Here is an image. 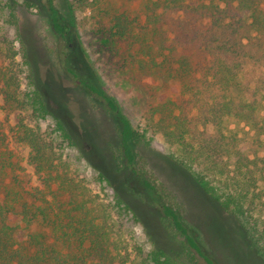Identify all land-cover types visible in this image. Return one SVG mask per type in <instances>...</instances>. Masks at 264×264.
I'll list each match as a JSON object with an SVG mask.
<instances>
[{"label": "trees", "instance_id": "trees-1", "mask_svg": "<svg viewBox=\"0 0 264 264\" xmlns=\"http://www.w3.org/2000/svg\"><path fill=\"white\" fill-rule=\"evenodd\" d=\"M111 1L79 0L110 18L109 37L129 41L141 67L159 68L179 81V93L159 103L140 129L105 88L70 67L68 72L116 117L118 169L154 196L163 224L183 238L182 245L140 251L138 261L124 252L123 238L113 235L114 211L65 158L75 140L37 86L11 5L19 47L7 38L8 44L0 43V82L6 101L37 121L21 125L13 143L29 148L28 163L42 174L43 187L23 186L16 176L5 179L7 168L18 164L0 120V149H6L0 150V264H217L191 233L182 202L150 168L146 151L157 133L170 146V160L222 206L230 239L243 234L264 259V0H147L145 24ZM44 2L54 32L67 37L71 27L56 0ZM48 117L52 129H40L38 122ZM116 197L119 208H129L118 192Z\"/></svg>", "mask_w": 264, "mask_h": 264}, {"label": "rangeland", "instance_id": "rangeland-1", "mask_svg": "<svg viewBox=\"0 0 264 264\" xmlns=\"http://www.w3.org/2000/svg\"><path fill=\"white\" fill-rule=\"evenodd\" d=\"M146 1L111 2L145 24ZM56 2L63 20L71 27L67 37L54 32L44 0H0V43L8 44L7 38L15 49L19 47L16 27L10 20L13 5L29 45L37 86L75 140V145L64 151L65 158L72 173L90 186L100 203L114 211L117 224L113 235H121L129 259L138 261L140 251L146 255L153 248H179L183 238L165 227L154 196L139 179L128 171H120L116 165L113 158L118 131L116 117L104 100L83 87L68 68L80 78L105 88L140 129L147 125L159 103L179 93L180 83L167 78L159 68L141 67L137 61L139 53L129 41L109 37L111 20L96 6L79 0ZM0 120L13 145H10L12 157L18 164L7 168L5 179L16 176L23 186L43 187L42 174L28 163L29 148L17 145L16 148L13 138L21 125L37 124V121H32L28 110L6 101L2 82ZM38 125L42 130H51L54 119L48 117ZM0 150L6 152L4 147ZM169 153L170 146L162 134H155L152 147L146 151L150 168L182 202L191 233L216 263L264 264V259L251 248L243 234L237 233L230 239L225 222L227 214L222 206L192 180L185 168L173 163ZM3 155L0 152V157ZM116 192L129 204L128 209L124 204V208H119Z\"/></svg>", "mask_w": 264, "mask_h": 264}]
</instances>
